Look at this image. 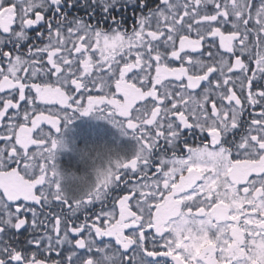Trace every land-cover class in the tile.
<instances>
[{"label": "snow or ice", "instance_id": "obj_1", "mask_svg": "<svg viewBox=\"0 0 264 264\" xmlns=\"http://www.w3.org/2000/svg\"><path fill=\"white\" fill-rule=\"evenodd\" d=\"M74 113L135 141L80 192ZM160 258L264 264V0H0V264Z\"/></svg>", "mask_w": 264, "mask_h": 264}, {"label": "flooded vegetation", "instance_id": "obj_2", "mask_svg": "<svg viewBox=\"0 0 264 264\" xmlns=\"http://www.w3.org/2000/svg\"><path fill=\"white\" fill-rule=\"evenodd\" d=\"M41 127L45 132L50 129L47 124ZM57 139L62 144L56 150L55 163L69 192L86 190L95 182L98 168L107 167L110 159L129 156L135 148V141L130 135L122 134L118 127L97 113L70 114V119L62 124ZM66 158L80 172H63L61 161ZM93 166H96L95 171ZM96 210H99L98 206ZM109 240L110 238H103L105 243ZM152 247L154 245L149 243V248ZM160 264H164V258H160Z\"/></svg>", "mask_w": 264, "mask_h": 264}, {"label": "trees", "instance_id": "obj_3", "mask_svg": "<svg viewBox=\"0 0 264 264\" xmlns=\"http://www.w3.org/2000/svg\"><path fill=\"white\" fill-rule=\"evenodd\" d=\"M61 166H62L61 168L63 169V172H65V173L78 171V168L71 165V162L67 158L65 160L61 161ZM95 167L96 166L92 167L94 171H95ZM81 171H83V170H81ZM78 172H80V171H78Z\"/></svg>", "mask_w": 264, "mask_h": 264}, {"label": "rangeland", "instance_id": "obj_4", "mask_svg": "<svg viewBox=\"0 0 264 264\" xmlns=\"http://www.w3.org/2000/svg\"><path fill=\"white\" fill-rule=\"evenodd\" d=\"M57 168H59L58 165H57ZM58 171L60 172V169H58Z\"/></svg>", "mask_w": 264, "mask_h": 264}]
</instances>
